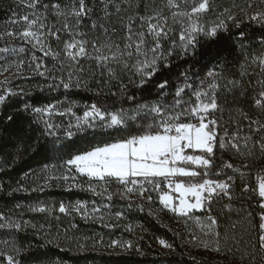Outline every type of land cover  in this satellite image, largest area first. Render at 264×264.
<instances>
[{"label": "snow or ice", "instance_id": "6c2138e0", "mask_svg": "<svg viewBox=\"0 0 264 264\" xmlns=\"http://www.w3.org/2000/svg\"><path fill=\"white\" fill-rule=\"evenodd\" d=\"M17 3L27 11L22 15L13 11L8 20L9 24L20 26L19 31H0V75L15 67L13 79L19 78L25 64L19 57L31 52L28 67L50 81L46 84L49 91L87 89L95 96L115 97L132 106L116 108V101L92 102L84 105L82 116H77L73 109L80 105L75 101L67 107L60 101L39 106L24 102L16 111L31 113L34 119L20 136H10L14 141L12 160L0 159V172L10 171L25 150L33 154L41 151L60 163L44 164L40 172L67 167L69 173L74 170L88 178L86 190L108 201L118 194L120 199L138 196L153 203L152 193L156 192L160 211L174 214L177 222L184 224L185 232L177 231V237L188 236V244H198L226 261L239 252L240 264L245 260L256 264L257 258L264 264V0H228L227 6L217 0ZM97 8L99 15H93ZM253 28L259 34L249 39ZM222 34L236 45L237 54L242 57L239 63L225 54L214 59L203 76L191 64L174 80L165 75L177 60L199 58L201 38L218 41ZM253 44H258L259 50L253 49ZM36 52L43 57H37ZM208 56L214 57L215 52ZM43 58H51L50 68ZM158 76L160 80L156 79ZM93 82L96 88L89 87ZM11 84L7 77L0 80V107L11 98L31 95L23 89H13ZM36 87L42 92L45 85ZM130 88L136 91L130 92ZM249 95L261 115L253 117L244 111L241 104ZM53 115H70L75 123L54 122ZM6 120L15 124L13 114ZM33 125L39 130L29 140ZM89 136L93 138L89 148L75 149V138ZM225 155L231 159L225 160ZM234 159L243 163L237 166ZM252 172L257 173L258 180V223L253 222L252 211H247L243 221L232 218V202L238 199L234 195L237 179L244 185L241 193H246L249 184L245 177ZM29 176L45 181L31 191L42 190L49 180H69L68 175L24 174L25 178ZM112 184L120 186L116 193L109 192ZM28 190L19 182L10 191L0 184V191L9 196ZM140 208L143 211V205ZM28 210L51 211L40 205L28 206ZM59 212L66 213L63 203ZM93 212L100 209L94 208ZM236 214L239 216V212ZM222 220L228 223L222 224ZM189 221L207 239L197 236ZM244 221L249 225L243 229L247 239L237 232ZM28 227L35 225L0 213V229L20 232ZM44 235L48 237L50 233ZM47 243L52 244L53 240L47 239ZM159 243L174 251V246L164 239ZM31 249L32 245L21 247L13 240L10 252L0 250V264H28L21 257Z\"/></svg>", "mask_w": 264, "mask_h": 264}, {"label": "trees", "instance_id": "16d2710c", "mask_svg": "<svg viewBox=\"0 0 264 264\" xmlns=\"http://www.w3.org/2000/svg\"><path fill=\"white\" fill-rule=\"evenodd\" d=\"M43 2L51 4L53 0H43ZM61 2L63 3V0ZM227 2L228 0H217V3L224 6H227ZM13 11L22 15L27 9L21 8L17 0H0V31H5L9 28L16 31L20 30V26L8 23ZM93 15H99L98 8ZM84 23L87 24L88 21L85 20ZM258 34V29H251L249 39H255ZM201 43L202 46L200 47L199 58L197 60H177L172 65L171 71L165 72V75L174 80L184 67L191 64L193 70L198 71L203 76L213 60L219 59L221 55L225 54L234 63H239L242 60V57L237 54V47L232 39L225 38L223 34L218 41H204L201 38ZM53 45L55 46V41H53ZM0 46H3V42H0ZM252 48L259 50L260 46L253 44ZM211 52H215V56L209 58L208 53ZM36 56L43 57V54L36 52ZM30 57L31 52L23 53L19 57L25 60L22 68L24 74L19 78L12 79L11 86L13 89H23L25 93H31V95L11 98L6 105L0 107V129H3L4 132L3 135H0V159H7L9 162L12 160L11 150L14 147V141L10 139V136H20L27 128V125L34 119L31 113L25 114L16 111L24 102L27 101L34 106H39L60 101L67 107L75 101L80 106L74 108L73 111L77 116H82L84 105L92 102L112 104L116 101V98L111 96H95L87 89L73 88L66 91L61 88L57 91H49L46 84L50 81H46L44 77L36 75L28 67ZM9 59L11 60L12 58L9 57ZM173 59L176 60L175 57ZM43 60L44 64L49 68L52 66L53 61L51 58H43ZM32 68H35L34 62L32 63ZM13 70H16L15 67L10 68L8 72H4L3 74ZM156 79L160 80L161 77L158 76ZM37 85H45L44 91L41 92L36 87ZM89 87L96 88L97 85L93 82ZM113 90L115 91V89ZM129 90L130 92L136 91L134 88H130ZM121 105L124 108L132 106L131 102L126 100L116 101V108L121 107ZM229 106L231 107V104ZM241 106L250 116L261 115L260 110L253 107L251 95L242 102ZM9 114L14 115L15 124L7 122L6 118ZM227 118L228 113L226 112L225 119ZM52 120L65 124L69 120H72L75 123L74 118L70 115L63 117L53 115ZM229 127L231 128V125ZM38 130L37 126L33 125L32 134L28 139L31 140ZM96 138L99 139V135ZM92 140L91 136L85 138L77 137L75 138L74 147L77 150L87 149L91 146ZM224 159L228 160L231 157L225 155ZM232 162L237 166L243 163L241 159H234ZM59 163L60 161L55 158L48 159L41 151L33 154L25 150L22 158L10 171L0 172V184H3L5 189L10 191L11 188L18 186V182L29 189L28 191L13 193L11 196L6 195L4 191H0V213L11 215L13 219L22 218V220L29 221L32 225H35L34 228L28 227L26 230L20 232L0 229V250L10 252L13 240L17 241L21 247L30 244L32 245V249L21 257L28 264H222V262L224 264H240L239 252L230 261H226L224 257H220L218 254L215 258H212L209 254L210 251L202 252L200 253L201 255L191 252L189 244L186 242L190 237L184 236L180 238L175 235L177 231L181 233L185 232L183 223H178L177 218L172 215L170 216L166 210L160 211L162 206L159 204L156 192L152 193L154 197L153 203H146L142 199H140V202L132 199H120L118 194H114L112 200L108 201L106 197L94 195L85 188L66 189L64 187L65 181L63 180H49L47 186H44L42 190L31 191L38 184L44 185L45 181L43 178L37 180L34 176L25 178L24 174L26 172H36L41 177L44 175L54 177L68 175L70 179L72 172L69 173L67 167L51 169L47 173L40 172L44 164L58 165ZM259 167L260 165H256V168ZM256 175L257 173L255 172L246 175L245 178L249 184V191L246 193H241L244 185L237 179L234 195L238 199H234L232 202L234 205V211L232 212L233 219H241L243 221V218L247 215V211H252L253 217H255L253 222L258 223L257 213L259 209L256 205H258L260 198L258 196V180L256 179ZM75 178L77 179L78 177ZM118 188H120L119 185L112 184L109 187V192L116 193ZM254 188L257 189L256 192L252 191ZM61 203L65 205L66 213L59 212ZM129 203H132L133 207L129 208ZM17 204L22 207L16 208L15 205ZM37 205L44 206L46 209L50 208L51 211L40 213L28 210V206ZM140 205H143V211ZM244 206H248L247 209ZM83 208H86L88 211L98 208L100 209V213L111 214L114 219L119 217L117 219L121 224L114 226L113 223L108 224L89 215L85 219ZM76 209L80 210L77 211ZM118 212L122 213V215L117 216L116 213ZM237 212H239V216H237ZM221 223L227 224L228 221L222 220ZM248 227L249 225L244 221L243 228L238 227L237 229L238 235L247 239L248 234L243 229ZM190 228L196 235L200 233L195 227L190 226ZM223 230L221 228V232ZM45 232H49L50 235L45 237ZM252 235L254 236V233ZM47 239H52L53 243L48 244ZM160 239L171 243L174 246V251L159 249L154 242L158 243ZM4 241H7V243H3ZM114 241L118 242L115 245L118 247L120 244L123 245V243L130 244L129 252L107 251L105 247L112 245ZM42 245L43 247H41ZM243 246L241 245V247ZM0 261H2V258H0ZM243 264H248V261L245 260ZM256 264H260L259 258H257Z\"/></svg>", "mask_w": 264, "mask_h": 264}, {"label": "rangeland", "instance_id": "374dc122", "mask_svg": "<svg viewBox=\"0 0 264 264\" xmlns=\"http://www.w3.org/2000/svg\"><path fill=\"white\" fill-rule=\"evenodd\" d=\"M15 71L16 70H13V71H10L9 73H6V74H3L2 76H0V80H3V79H5L6 77L8 78V79H10V80H12L13 79V74L15 73ZM21 72H22V75L24 74V72L21 70ZM74 174V175H73ZM72 177H78L77 179L75 178V180H73L72 179ZM65 184H64V187L66 188V189H70V188H76V189H81V188H85V189H87V185H88V178L86 177V176H82V175H80V174H78V173H76L74 170L72 171V175H71V178L67 181V182H64ZM72 184H77V185H79V186H77V187H70V185H72ZM100 189L98 188V191H99ZM157 195H158V193H157ZM132 200H135V201H137V202H140V198L138 197V196H132V198H131ZM85 209L86 208H83V212L85 213ZM86 215H89L90 217H92V218H97V219H99V220H103L104 222H106V223H108V224H110V223H113V225L115 226L116 224H121V222H119V220L117 219V218H119V217H117L116 219H114L112 216H111V214H104V213H100V212H93V210H90V211H88L87 209H86V213H85ZM170 214V216L172 215L173 217H175L174 216V214H172V213H169ZM199 214V213H198ZM101 217H102V219H101ZM183 222L181 221L180 222V224H182ZM182 225H184V224H182ZM189 225L192 227H195L196 228V230L197 231H200V229H199V227L197 226V225H195L194 223H192L191 221H189ZM118 226V225H117ZM178 227V226H177ZM197 236H199L200 238L201 237H203V235H202V233L200 232L199 234H197ZM201 239H207V237H204V238H201ZM118 244V242H116V244L115 245H117ZM128 243H123V245H121L120 244V246L118 247V246H115V245H113V243H112V245H109V246H107V247H105V249L108 251H116V252H123V253H126V252H129V248L128 247H126V245H127ZM154 244L159 248V249H161V250H166L167 248H164V247H162L161 245H160V243H159V241H158V243L155 241L154 242ZM189 249H190V251L191 252H193L194 254H197V255H201L200 253H202V252H209V251H207V250H205V249H203V247H201V246H199L198 244H189ZM209 254H210V257H212V258H215V256L217 255L216 253H214V252H209ZM221 257V256H220Z\"/></svg>", "mask_w": 264, "mask_h": 264}, {"label": "built area", "instance_id": "2783aa9c", "mask_svg": "<svg viewBox=\"0 0 264 264\" xmlns=\"http://www.w3.org/2000/svg\"><path fill=\"white\" fill-rule=\"evenodd\" d=\"M131 186V185H130Z\"/></svg>", "mask_w": 264, "mask_h": 264}]
</instances>
